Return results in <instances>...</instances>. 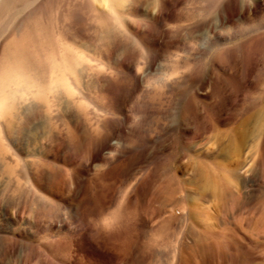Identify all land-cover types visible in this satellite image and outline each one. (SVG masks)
Here are the masks:
<instances>
[{
    "label": "rangeland",
    "instance_id": "1",
    "mask_svg": "<svg viewBox=\"0 0 264 264\" xmlns=\"http://www.w3.org/2000/svg\"><path fill=\"white\" fill-rule=\"evenodd\" d=\"M194 2L173 0L162 23L186 24L179 10L195 9ZM151 5L141 0L140 14ZM78 8L86 9L69 6L71 19ZM14 12L0 23V52ZM262 17L264 7L252 20ZM248 23L234 19L241 30ZM149 31L157 36L160 27ZM242 33L219 44L216 64L206 30L187 50L163 47L149 65L139 63V51L116 53L108 75L114 95L85 75V101L73 110L64 101L58 112L41 102L19 108L5 125L25 161L0 144V207L23 216L24 227L40 217L35 225L48 231L39 230L36 242L84 252L58 250L63 264H109L117 256L119 264H170L176 245L181 264H264V34ZM122 60L133 62L130 70ZM186 62L200 65L198 77L151 84ZM26 171L34 172L37 193ZM2 235L0 242H12ZM30 256L29 247L1 256L0 264ZM46 260L56 261L50 254Z\"/></svg>",
    "mask_w": 264,
    "mask_h": 264
},
{
    "label": "bare ground",
    "instance_id": "2",
    "mask_svg": "<svg viewBox=\"0 0 264 264\" xmlns=\"http://www.w3.org/2000/svg\"><path fill=\"white\" fill-rule=\"evenodd\" d=\"M194 1L198 4L195 9L179 10V14L187 23L174 26L162 23L163 17L175 10L176 4H173V0H151L153 8L141 14V0H0V23H4L13 10L18 15H14L15 19L12 17L10 20L14 26L0 52V144L5 151L7 150L10 156H15L17 161H25L24 156H21L22 151L17 147L18 143L10 139L9 129L6 130L5 125L22 106L32 109L35 104L37 106V102L38 105L45 103L58 112L61 102L64 101L67 108L73 110L76 104L81 105L85 101L83 85L86 76L93 86L96 85L114 95L115 91L109 85L108 75H112L109 66L116 53L127 56V52L136 54L139 51V63L143 66L149 65L163 47L180 45L187 50L190 48L189 39L206 30L207 43L212 49L210 62L216 64L219 44L222 41L230 40L240 31L245 34H264V17L258 21L252 20L259 9L264 7V0ZM211 2H215V5L206 11V5ZM81 4L86 7L85 11L76 9L75 20L71 19L69 6ZM235 18L247 19L248 26L242 30L239 29L240 26L236 28ZM153 23L160 27L157 36L149 31ZM262 50L264 52V47ZM125 61H121L122 67L130 70L133 60ZM187 64L176 63L175 67L151 84L168 85L198 77L200 65ZM33 173L26 171V183L37 193ZM34 196L36 203L46 201L42 194ZM14 216L10 215L5 207H0V237L4 233L12 241L0 242V257L13 255L16 251L22 253L30 247L34 256L22 257L21 264H51L46 260L48 254L56 259L55 264H63L58 250L62 254L64 252L63 255H67L66 252L70 255L74 251L82 254L83 251H78L79 248L75 244L68 246L52 240L36 242L35 237L44 227L39 229L41 225H35L40 217L34 219V225L29 224L26 219L28 227H24V217L19 216L17 220V215ZM4 220L10 222L11 227H6ZM46 230L48 231V228ZM16 235L30 240L27 241L29 246L16 243ZM180 250L176 245L170 264H181ZM79 254L77 258L80 259ZM34 258L36 261L32 262ZM116 259L109 264H119ZM66 264H73V261L69 259Z\"/></svg>",
    "mask_w": 264,
    "mask_h": 264
}]
</instances>
